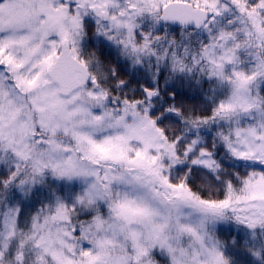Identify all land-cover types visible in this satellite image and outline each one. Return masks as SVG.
Instances as JSON below:
<instances>
[{"label": "snow or ice", "instance_id": "6c2138e0", "mask_svg": "<svg viewBox=\"0 0 264 264\" xmlns=\"http://www.w3.org/2000/svg\"><path fill=\"white\" fill-rule=\"evenodd\" d=\"M0 264H264V0H0Z\"/></svg>", "mask_w": 264, "mask_h": 264}]
</instances>
